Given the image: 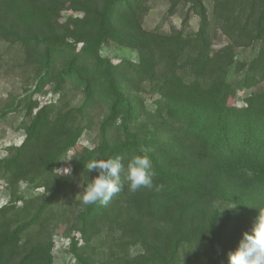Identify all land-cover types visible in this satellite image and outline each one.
Instances as JSON below:
<instances>
[{"label":"trees","instance_id":"1","mask_svg":"<svg viewBox=\"0 0 264 264\" xmlns=\"http://www.w3.org/2000/svg\"><path fill=\"white\" fill-rule=\"evenodd\" d=\"M149 2L0 0V43L19 49L32 71L27 96L0 110L1 119L22 114L23 132L0 158L9 196L0 264H53L49 212L59 200L72 212L74 264H177L183 246L206 264H227L264 207V0H214L212 19L203 0H167L168 16L184 10L170 33L143 28ZM192 17L198 28L188 34ZM218 33L226 45L215 51ZM239 49L252 57L237 61ZM69 93L79 106L64 103ZM97 111V142L80 147ZM133 155L151 159V187L132 192L124 181L106 205L81 202L98 174L85 165L120 156L126 170ZM66 162L70 174H59ZM101 238L107 254L98 258Z\"/></svg>","mask_w":264,"mask_h":264},{"label":"rangeland","instance_id":"2","mask_svg":"<svg viewBox=\"0 0 264 264\" xmlns=\"http://www.w3.org/2000/svg\"><path fill=\"white\" fill-rule=\"evenodd\" d=\"M214 0H203L209 14V18L212 19V5ZM168 2L167 0H150L149 11L143 19V28L147 31H153L156 28L164 33H170L172 29L179 30L181 27V17L184 13L183 8H179L177 13L173 16L167 15ZM198 28V19L192 17L189 22V27L186 29V33L194 34ZM226 45V39L217 34L213 41V50L217 51ZM252 50H235V59L243 62L248 61L252 57ZM104 55L110 57L112 61L119 58L120 51L115 49H107L104 51ZM22 52L17 48H8L7 45L0 43V110L9 104L12 100L20 101L24 99L30 92L32 71L27 69L22 60ZM263 88L260 84L253 91H259ZM244 93L239 92L238 96L241 97ZM52 98L49 95L47 98H39L40 102H47ZM57 98V97H55ZM148 108H151L153 98L144 97ZM38 100V97H36ZM65 101V100H64ZM82 97L78 94L69 93L66 101L70 107H77L80 105ZM237 106H241L240 101L235 103ZM59 106V104H58ZM101 113L97 111L95 113V125L90 131H87L80 140V147L92 149L97 142V123L100 120ZM22 114L11 113L6 118H0V158L6 155L5 148L8 146H18L23 140V132L20 130ZM97 121V123H96ZM71 156V153H69ZM68 163L66 162L58 171L59 174H66L68 172ZM80 185L76 186V195L80 191ZM24 185H21L19 190H24ZM7 184L0 179V207L9 202ZM42 191H37L35 194H40ZM20 207V204H18ZM68 201L59 200L51 208L49 212V221L52 224L51 239L54 242L53 250V264H74L73 258L68 254L69 239L65 236L66 232V218L72 212L68 210ZM225 209L224 206L221 207ZM66 211V214L63 212ZM68 211V213H67ZM71 218V215H70ZM38 230L34 231V236L37 237ZM38 238V237H37ZM104 238L97 240L94 245L95 254L98 258H103L107 254V245H104ZM177 264H206L205 261L197 255L194 246H183L180 249Z\"/></svg>","mask_w":264,"mask_h":264},{"label":"clouds","instance_id":"3","mask_svg":"<svg viewBox=\"0 0 264 264\" xmlns=\"http://www.w3.org/2000/svg\"><path fill=\"white\" fill-rule=\"evenodd\" d=\"M123 159L120 156L97 158L85 165L88 172L98 174L81 190L84 205H106L122 191L124 181L132 192L152 186L155 171L148 156L133 155L128 159L126 170ZM67 169L70 174L71 169ZM256 209L250 230L243 232L237 247L227 252V264H264V207Z\"/></svg>","mask_w":264,"mask_h":264}]
</instances>
